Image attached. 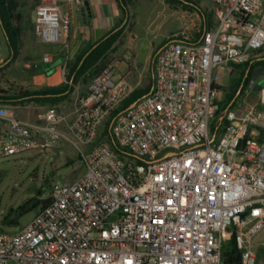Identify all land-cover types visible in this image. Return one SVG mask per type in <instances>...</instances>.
<instances>
[{
	"label": "built area",
	"instance_id": "built-area-1",
	"mask_svg": "<svg viewBox=\"0 0 264 264\" xmlns=\"http://www.w3.org/2000/svg\"><path fill=\"white\" fill-rule=\"evenodd\" d=\"M64 1L37 0L41 42L67 34ZM210 1L214 26L197 40H168L154 58L150 91L125 108L135 85L115 77L119 61L86 93L36 119L14 112L21 93L0 99V157L69 144L84 168L52 182L50 200L27 224L0 228V264H223L232 238L241 264H260L264 110L235 99L223 109L214 72L264 59V0ZM1 45L0 37V63Z\"/></svg>",
	"mask_w": 264,
	"mask_h": 264
},
{
	"label": "rangeland",
	"instance_id": "rangeland-1",
	"mask_svg": "<svg viewBox=\"0 0 264 264\" xmlns=\"http://www.w3.org/2000/svg\"><path fill=\"white\" fill-rule=\"evenodd\" d=\"M197 1L198 3H192L193 8H190L178 0H121L122 18L126 23L119 28L121 33L111 44L106 62H120L121 58H124L133 63L141 72L142 84L145 86L148 83L149 88L154 75L153 55L161 43L175 37L197 40L202 36L205 30L202 10H212L213 4L210 0ZM36 2L37 0H6L7 6L13 5L16 10L22 12L25 18L23 24L26 25L28 22L29 25L28 32L24 37H20L18 50L15 53L8 42L2 23L0 24L1 47L5 57L3 62L11 57L13 63L18 61L22 63L25 59H29L40 66L36 71L30 72L24 70L22 65L15 67L10 62L4 65L3 62L0 63V85L4 89L1 95L5 97L18 95L25 89H39L57 81L59 75L63 59L56 57L52 61H46V55L54 56L53 54L66 43L67 34L58 43H44L38 40L31 29ZM261 50L264 54V48ZM122 66L119 63L116 67V78L120 76ZM249 71L251 68L248 69L246 64H232L222 70H215L214 78L221 87L220 96L224 99L226 107L244 92L245 79ZM92 80L93 77L82 78L76 84L87 87ZM76 84L71 80V73H68L63 86L68 85L73 91L76 89ZM261 90L246 89L235 104L244 100L248 103H257L264 110ZM63 103V101L44 102L26 96L22 101L12 102V105L20 114L28 113L30 117L31 115L37 117L49 106ZM259 131L264 132V126ZM83 171L78 150L69 144H62L46 151L32 150L8 158L0 157V228L15 231L27 224L40 208L35 207L34 204L48 197L52 182L74 179ZM5 217L13 219L16 223H9ZM4 218L6 222L3 221ZM255 246L260 264H264V228L257 235ZM9 264L20 263L10 260Z\"/></svg>",
	"mask_w": 264,
	"mask_h": 264
},
{
	"label": "crops",
	"instance_id": "crops-1",
	"mask_svg": "<svg viewBox=\"0 0 264 264\" xmlns=\"http://www.w3.org/2000/svg\"><path fill=\"white\" fill-rule=\"evenodd\" d=\"M86 1L87 0H83V4L81 5L72 4L66 0L63 2L65 6V10L70 12L71 14V25L67 32L66 43H64L63 46H61V48L53 54L54 56H51L52 60L55 59L56 57H61L63 59V62L60 66V71L57 77V81L52 82L51 84H46L45 86H42L41 88L36 90H42L44 87L52 88V87L63 86L67 74L71 73V66L75 64L77 59L82 55L84 58L87 55V53L90 51V49L93 48L94 45L105 40L107 37H109L111 34L116 32L120 27H122L126 23L122 18L123 9L120 4L121 3L120 0H88L89 8H84ZM24 20L25 18L23 17L21 22V26H22L21 37H24V34L28 32L29 23L27 22L26 25H24L23 24ZM33 20H34V13L32 14V23ZM31 29L34 32L33 27ZM166 42L167 41H164L157 47L153 55L154 57ZM66 56L69 57V61L66 65V70H64ZM6 61H7L6 64H8L9 62L11 64L13 63L11 62V57L7 58ZM125 61L126 60H124V58H121L120 64H122L123 66H122L121 74L118 77L125 76L133 85H135V92H139L147 88L148 83L147 85L144 86L140 79L141 72L138 71V69L135 67L133 63L129 61L126 62ZM28 62L34 63L35 65H33L31 68H27L25 65ZM13 64L15 65V67H18V65H22L21 67L24 70H28L30 72L36 71L40 66L37 62H34L33 60H29V59L27 60L25 59L22 63H19L18 61V63L16 62ZM73 77L74 74H72L71 80H73ZM90 85L91 84H89L87 87H80L79 85L76 84L75 85L76 89L71 91L70 95L62 101L64 103H69L68 101L72 100L76 94L86 93L89 90ZM151 85L140 97L146 95L150 91ZM36 90L31 89L30 91H36ZM69 91L70 90L68 89L63 94H67ZM13 96H9L8 98H11ZM22 100L23 99H21L20 101ZM14 112L16 113V115L28 119H36L40 114L43 113V112L40 113L37 117H33L32 115L30 117L29 116L30 114L28 113L27 114L25 113L23 115L15 110Z\"/></svg>",
	"mask_w": 264,
	"mask_h": 264
},
{
	"label": "trees",
	"instance_id": "trees-1",
	"mask_svg": "<svg viewBox=\"0 0 264 264\" xmlns=\"http://www.w3.org/2000/svg\"><path fill=\"white\" fill-rule=\"evenodd\" d=\"M182 4H184L186 7L193 8L192 3H198L197 0H178ZM121 2V0H120ZM122 5V4H121ZM123 7V5H122ZM203 16H204V23L205 28L210 29L215 24L214 15L212 13V10H202ZM0 19L3 21V26L8 38V42L11 45L12 49L17 53L18 50V43L19 39L22 34V26L21 22L23 19L22 12L15 9L13 5L7 6L6 0H0ZM121 29L117 30L113 34H111L109 37H107L105 40L101 41L95 48H93L89 54H87L84 58L83 55L77 59L75 64L71 66V76L74 74L73 77V83H78L82 78L90 79L94 77L104 68L106 64L107 59V53L111 47V44L117 39L119 34L121 33ZM85 54V52H84ZM263 59L260 61H257L255 63H246L247 68H251V71L254 70V68L261 63H263ZM251 74V72L249 73ZM244 89L249 90L252 89L250 85V77L245 79V85ZM69 89L68 85L60 86V87H52V88H46L43 90H36V91H30V90H24L21 92V96H29L31 99L44 101V102H55V101H62L65 98H67L70 93V91L67 94H63L66 90ZM148 89L145 88L144 91ZM244 90V92H245ZM4 89L0 85V98H8L3 95H1V92H3ZM144 91L134 92L133 95L128 98L124 104L122 105V108H125L135 102L140 96L144 93ZM244 92H241L236 100L244 94ZM248 92V91H247ZM19 97V96H18ZM17 96H13L11 98H18ZM233 97V96H232ZM235 100V101H236ZM226 108V105L223 106V109ZM260 139L264 140V132H260ZM49 197L45 199H41L40 201L36 202L34 206H43L49 201ZM24 206L22 205L21 208ZM8 216V215H7ZM9 217V216H8ZM8 217H5L8 219ZM3 219L4 222H6V219ZM9 223L15 224L16 221L13 219H8ZM242 262V255L241 251L238 249L234 238L230 239L224 247L223 250V264H241Z\"/></svg>",
	"mask_w": 264,
	"mask_h": 264
},
{
	"label": "flooded vegetation",
	"instance_id": "flooded-vegetation-1",
	"mask_svg": "<svg viewBox=\"0 0 264 264\" xmlns=\"http://www.w3.org/2000/svg\"><path fill=\"white\" fill-rule=\"evenodd\" d=\"M263 61H264V59H263ZM250 72H251V74H248L246 76V78L250 77V85H251L252 89H254L255 91H259L260 89L263 88L260 85V81L264 80V62L261 63L260 65L256 66L254 70L249 71V73Z\"/></svg>",
	"mask_w": 264,
	"mask_h": 264
},
{
	"label": "water",
	"instance_id": "water-1",
	"mask_svg": "<svg viewBox=\"0 0 264 264\" xmlns=\"http://www.w3.org/2000/svg\"><path fill=\"white\" fill-rule=\"evenodd\" d=\"M84 8H89V1L87 0L86 2H85V7ZM0 22L2 23V26H3V21L0 19ZM3 29H4V26H3ZM4 31H5V29H4ZM100 43V42H99ZM99 43H97L96 45H94L93 46V48H95ZM92 48V49H93ZM92 49H90V51L92 50ZM89 51V52H90ZM89 52L87 53V54H89ZM256 76V75H255ZM260 85L262 86V87H264V80H261L260 81Z\"/></svg>",
	"mask_w": 264,
	"mask_h": 264
}]
</instances>
